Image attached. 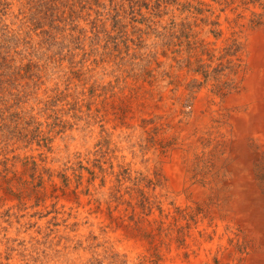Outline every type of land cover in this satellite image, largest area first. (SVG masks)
Masks as SVG:
<instances>
[{
  "label": "rangeland",
  "instance_id": "1",
  "mask_svg": "<svg viewBox=\"0 0 264 264\" xmlns=\"http://www.w3.org/2000/svg\"><path fill=\"white\" fill-rule=\"evenodd\" d=\"M116 234L264 264V0H0V264H126Z\"/></svg>",
  "mask_w": 264,
  "mask_h": 264
},
{
  "label": "clouds",
  "instance_id": "2",
  "mask_svg": "<svg viewBox=\"0 0 264 264\" xmlns=\"http://www.w3.org/2000/svg\"><path fill=\"white\" fill-rule=\"evenodd\" d=\"M215 7V5H213ZM166 131L161 133V137L166 136ZM125 156H128V153H124ZM131 159V157H129ZM144 159L148 161L147 167H150L152 162L155 160V156L153 155V152H148ZM133 164H135L138 168H140L141 171L144 170V167H142L138 161H133ZM165 161L163 162L162 169L164 168ZM120 240L119 234H116L115 236L110 237V246L111 249L118 253L121 257L126 258V264H141L143 261V264H147V260L145 257L147 256V253L145 252V249L143 246L139 244H132L128 242H118ZM103 251V250H98ZM84 259H87L88 257L84 254H80ZM11 264H19L18 261L15 259L11 262ZM105 264H108V261H105Z\"/></svg>",
  "mask_w": 264,
  "mask_h": 264
}]
</instances>
